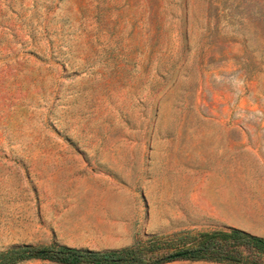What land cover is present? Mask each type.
<instances>
[{
    "label": "rangeland",
    "instance_id": "rangeland-1",
    "mask_svg": "<svg viewBox=\"0 0 264 264\" xmlns=\"http://www.w3.org/2000/svg\"><path fill=\"white\" fill-rule=\"evenodd\" d=\"M230 228L264 237V0H0V251Z\"/></svg>",
    "mask_w": 264,
    "mask_h": 264
},
{
    "label": "trees",
    "instance_id": "trees-1",
    "mask_svg": "<svg viewBox=\"0 0 264 264\" xmlns=\"http://www.w3.org/2000/svg\"><path fill=\"white\" fill-rule=\"evenodd\" d=\"M153 235L130 246L97 250L54 242L49 246L17 244L0 251V264L44 259L59 264H167L174 261H215L264 264V237L241 228L187 234L179 243Z\"/></svg>",
    "mask_w": 264,
    "mask_h": 264
}]
</instances>
